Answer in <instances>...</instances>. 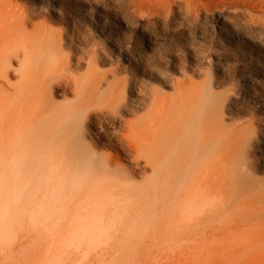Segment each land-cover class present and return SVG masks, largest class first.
Masks as SVG:
<instances>
[{"label":"rangeland","instance_id":"374dc122","mask_svg":"<svg viewBox=\"0 0 264 264\" xmlns=\"http://www.w3.org/2000/svg\"><path fill=\"white\" fill-rule=\"evenodd\" d=\"M6 1L20 12L17 20L25 22L29 40L42 51L26 61L54 85L51 106L73 103L79 92L94 94L89 104L94 116L85 127L88 142L115 144L124 133L119 128L156 110L161 98L212 93V119L225 145L217 157L222 167L227 162L230 183L241 181L239 188L232 187L237 193L232 194L230 232L218 235L213 248L174 241L143 252L129 250L118 246L120 233L110 229L111 235L104 230L93 239L94 247L79 238L54 237L43 239L51 248L40 249L24 245L20 222L0 219V264H123L118 258L126 264H264V0ZM25 58L20 51L7 63L10 75L0 76V88L8 94L24 85ZM51 83H33L32 91L42 93ZM105 112H114L115 124L104 119ZM164 112L168 122L181 113L173 105ZM150 173L137 171L134 184L146 182Z\"/></svg>","mask_w":264,"mask_h":264},{"label":"bare ground","instance_id":"6f19581e","mask_svg":"<svg viewBox=\"0 0 264 264\" xmlns=\"http://www.w3.org/2000/svg\"><path fill=\"white\" fill-rule=\"evenodd\" d=\"M8 7V1L0 0L1 77L10 75L7 63L20 51L25 61L30 54L42 53L29 40L25 22L17 20L20 12ZM35 34L44 37L38 30ZM26 62L21 64L27 70L21 76L24 85L13 94L0 88V209L6 211L0 212V219L21 223L24 245L49 249L52 244L44 238L69 237L90 248L94 238L104 230L111 235L112 229L113 235L120 233L118 246L129 250L143 252L174 241L211 248L218 235L230 232L232 194L237 193L232 187L239 188L241 180L234 178L231 184L226 159L222 167L217 157L225 145L212 119V93L161 98L156 110L119 128L124 133L115 144L98 146L85 136L94 116L89 105L94 94L79 92L75 102L54 108V85L46 72L34 71V64ZM33 83L51 85L36 93ZM166 105L181 111L173 122L166 121ZM103 114L115 124L114 112ZM146 169L151 172L146 182L134 184L136 172ZM149 239L155 242L147 244ZM116 262L126 264V259Z\"/></svg>","mask_w":264,"mask_h":264}]
</instances>
